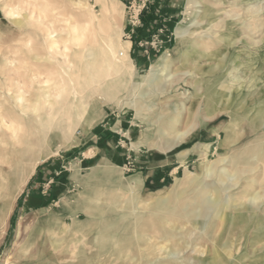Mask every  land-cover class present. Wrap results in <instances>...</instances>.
Segmentation results:
<instances>
[{"label": "rangeland", "instance_id": "obj_1", "mask_svg": "<svg viewBox=\"0 0 264 264\" xmlns=\"http://www.w3.org/2000/svg\"><path fill=\"white\" fill-rule=\"evenodd\" d=\"M190 1L0 0V105L4 99L17 98V87L25 84L23 96L26 105L31 106L27 115L32 118L37 114L42 123L53 121L49 129L36 126L29 131L28 140L34 145L14 173L22 179L35 166L26 184L19 189L16 178L0 185V264H8V258L14 264H151L150 260L153 264H201L206 255L201 257L195 251H211L217 237L211 226L216 223L214 210L197 221L196 230L188 223L195 222L187 214L197 207L201 188L192 183L202 178L198 175L201 158L209 166L220 158H227L228 162L214 167L205 180L220 196L213 189L207 196L212 200L219 198L221 207L235 208L239 197L247 203L257 194L259 197L247 206L256 210L259 219L264 217V171L256 158L264 148V124L254 129L249 123L256 114L252 95L264 91V0ZM149 7L170 19L172 33L168 37L167 30L162 29L148 42H139V47L146 51L134 59L133 37L142 28V13ZM187 9L191 13L189 32L195 33L176 49L175 32ZM205 11L206 15L202 13ZM223 39V57L229 48L227 44L238 42L234 50L235 57L241 52L239 60L228 58L226 69L219 76L213 81L204 76L202 83H198L200 67L214 65L217 60L200 57L203 49L215 46L219 50ZM49 41H56L52 53ZM147 49L154 50L156 56ZM112 50L124 60L122 73L111 66ZM170 51L166 63L162 59ZM38 66L66 69L82 103L95 106V110L79 116L82 106L77 104L68 121L65 112L71 101L63 102L65 92L62 100H57L56 90L51 92L55 99L53 107L47 106L40 98L48 88L40 78L44 71H39ZM258 69L263 71L262 83H249ZM30 71L39 78L27 93ZM216 86L223 87L225 99H230L234 90L242 91L233 106L239 110L234 127L226 113L210 121L204 114L207 97ZM36 100L38 105L33 104ZM259 107L263 108L264 103ZM186 110L191 118L187 114V122L177 129L185 140L164 155L160 149L151 148L154 129L185 115ZM14 112L7 106L0 110L7 118ZM104 117L105 142L96 145L104 154L90 152L87 159H82L90 146L78 134L87 132ZM160 117L164 119L160 121ZM153 123L156 127L151 126ZM77 140L81 141L79 148L61 153L63 159H49ZM151 155H161L165 163L153 176L151 170L139 169L146 167L141 163L147 161L146 157L151 161ZM69 156L72 158L67 159ZM223 170L235 177L228 178L225 173L221 178ZM246 184L251 188L248 196H242ZM143 223L153 227L151 244L165 243L166 235L171 236L172 242L165 243L167 253L170 252L169 256L164 255L166 260H162L163 252L156 248L144 249L141 255L135 253L136 228ZM258 225L255 221L244 236L233 237L235 256L247 254L251 258L243 262L250 259L251 264H260L257 260L264 253V227ZM230 236V229L223 230L219 242L225 244ZM33 241H40L39 256L24 261L20 250ZM184 242H193L195 246L183 249ZM123 248L127 249L126 254L134 252L135 260L120 255Z\"/></svg>", "mask_w": 264, "mask_h": 264}, {"label": "bare ground", "instance_id": "obj_2", "mask_svg": "<svg viewBox=\"0 0 264 264\" xmlns=\"http://www.w3.org/2000/svg\"><path fill=\"white\" fill-rule=\"evenodd\" d=\"M98 2L103 3L102 0H98ZM194 2L198 3L197 0H194ZM190 3H192V0L190 1ZM210 7L212 9L214 7V5L211 4ZM211 9H208L209 10L208 13L210 15H212ZM189 11H190V9H187V12L184 14L183 21L178 26V28L175 32V37H176L177 43H178L176 49H180L182 47L181 44L185 40V38H188L195 33V31L189 32V30L191 28L189 25L191 13H189ZM202 13H204L206 15L207 11L202 12ZM55 42L56 41H49V45H50L49 52L50 53L53 52L52 50H56L54 48ZM225 42H226L225 39H223L222 46H220L219 50H216L215 46L214 47H207V48L203 49L204 54H203V56L200 55V57H203L205 59L208 58V60H210V61L213 60L214 58L217 60H216V63L214 65H209V66L205 65L203 67H200L199 72H198L200 79H199L198 83H202L204 76H208L209 78H211V81H213L212 79L219 76L221 71L225 68L226 61L228 58L233 56L236 61L239 60V55L241 54V52H238V56L235 57V50H234V46L238 42H234V43L229 42L227 44L229 47V48H227L228 51H227L225 57H223L222 48L225 47L224 46ZM227 42H228V40H227ZM194 49H197V46ZM258 50H259V48H258ZM171 53H172L171 51L167 52L162 60L165 62L169 61V58L171 57ZM112 55H113V60L111 61L112 62L111 66H114L115 70L118 71V73H120V72L122 73L123 68L125 66V64L122 62V61H124L123 58L117 57L116 56L117 54L113 50H112ZM217 55H219V57ZM125 58L126 59L128 58L127 53H125ZM185 59H187V58H185ZM165 62H163V63H165ZM69 64H70V62H69ZM204 68H207V70L205 71ZM244 68H246V67H244ZM37 69L41 72L44 71V72H42L43 76L40 75V78L44 79L43 81L46 83V87L48 89H45L41 93L40 98L44 99V101L47 103V106L49 105L50 108L53 107L55 99L52 98L53 95H51V92H53L55 90L59 94V96L57 97V100H62V95H63L62 93L65 92L66 93V99L63 102L67 104V102L69 100L71 101L70 105L67 107L66 112H65L66 113L65 118L68 121L71 119L72 112H74V109H75L77 104L82 106V110L78 114L79 116H87L89 113H91L92 111L95 110V108H94L95 106L92 107L87 102L82 103V99L79 98V94H78L76 85H74V82L71 81L67 77L68 73H67L66 69L62 68L61 66L60 67L58 66L55 70L50 69L49 67L47 68V66H44V67L38 66ZM262 72H263L262 69H258L257 72L255 73L254 78L251 81L249 80V83L253 84L255 82L256 85H258L259 83H262V80H263V78L261 76ZM25 74H28V73H25ZM28 75L30 77V82H29L30 84L28 86L27 93H30V91L33 88L32 84L36 83L39 76H36V74L33 73V71H30ZM233 81H235V80H233ZM19 85L20 86L17 87L18 97L17 98L12 97L11 100L4 99V103L2 105H0V110L3 108V106H7V108H9V110H12L13 112L15 111L10 118H7V116L5 114H0V185L2 186L3 182L11 183V182L18 179L19 180L18 181V188L21 189L26 184V182L28 181L29 177L32 175V173L35 169V166H33L32 170L28 174V176H26L22 179L19 177L17 178V177H15L16 175H14V173H16V171L18 169L17 164L26 160V157L29 154V151L31 150L30 147H32L34 145V142L28 140V136L30 135L29 131H31V127L35 129L36 126L41 127L42 130H44V128H48L51 126L53 127V124H52L53 121L49 120V122H47V123H42L41 121H38L39 118H38L37 114H34L32 116V118L29 115H27L26 112L28 111V109H30L31 106L28 107L26 105V103H28V102H26V99L23 96L26 93L25 84H19ZM122 86H123V82H122V85H120L118 87L121 88ZM112 89H110V90H112ZM222 89H223V87L221 88V86L220 87L216 86V88L213 90V92H211L212 95L207 97L208 100H206L207 102L204 105L203 111L205 112L204 113L205 115H208V117H210L209 121L214 119L215 117L223 115L224 113H226L227 115H230V117L232 118L231 126L234 127V125L236 124L235 113H237L239 110H236V107H233V106H234V102L236 100L238 92H242V91L234 90L230 95V97L232 99L231 98L225 99V95H224ZM116 90L117 89L112 90V91H116ZM224 90H225V88H224ZM255 92H256V90H255ZM252 96H254V98H255V101H253V102H255L254 105L256 107L255 108L256 114L253 118L250 119L249 123H250V126L253 127L254 129H259L264 124V107L263 108L259 107V104H261L262 102L264 103V91H261L260 93H258V91H257V93L252 95ZM225 102L228 104L225 107H223ZM31 103H33V102H31ZM38 103H39V101L36 100L35 103H33V104L38 105ZM251 106H253V104H251ZM249 107H250V104H249ZM16 109H17V111H16ZM249 111H251V110H249ZM187 114L189 115V113L186 110L185 115L181 114V115L176 116L173 119H170L171 121L168 123V125H165L162 128L161 127L155 128L154 133L152 134V137L150 138L151 139L150 144H149L150 147L151 148H158L163 152H167V151H171V150L175 149V147H177L183 140H185V136L183 134L178 133L177 129L179 128V126H181L183 124V122H185V121L187 122V119H186ZM189 116L191 118V115H189ZM248 117H249V115H248ZM163 119H164V117L159 118L160 121ZM167 120H168V118H167ZM155 124L156 123H153L151 126L156 127ZM173 135H174V137H172ZM135 146H136V144L134 145V147ZM256 158L258 160V163L261 164V170L264 171V148L261 149L259 152H257ZM226 162H227V158H220L217 162H214L209 166V165L205 164V158H201V163L198 167V175L202 176V178L199 182L192 183V185H194L196 187L200 186L201 189L199 190V194L197 197L198 198L197 207L195 209H192L187 214V217L190 219H194L195 222L194 221L193 222L188 221V223H190L192 225L193 229L196 230V227L199 225V223L197 222L198 220H200L210 210H214V212H215L214 222H216V223H213V225H211L213 227L214 235L217 236L216 238L213 239L215 247H213V249L211 251H208V252L205 250L204 251H200V250L195 251V253L201 257L206 255L201 264H204V263L205 264H251V262H250L251 258L249 257V255L243 254L240 256H235L234 253L236 251V248H234L235 242L233 241V239H234L233 237H235L236 234H242V236H244L245 235L244 231L246 229H248V227L252 223H255V221H256V223L258 222V224L261 227H264V217L262 219H259L258 214L256 213V210L253 207H251L250 205L247 206V203L251 204V201H255L259 197L257 194L254 197L250 198L249 202H247V203H243L242 201L244 200V198L239 197L238 199L235 200L236 202L239 203L238 205H236L235 208H229L227 206L221 207L219 204V202H220L219 198L212 200L209 196H207L212 189H213L212 191H215V193H216L215 195L220 196L219 195L220 193L218 192V190L216 188H213V187L205 184V180L212 175L214 167H216L218 165H224V163H226ZM225 173L227 174L228 178L229 177H232V178L235 177L234 174L231 175V174L227 173L226 170H223L220 172V177L223 178ZM263 182H264V179H263ZM235 185H232V187ZM250 188H251V186L249 184H246L243 188L244 191L242 193V196L243 195L248 196L246 194H247L248 189H250ZM85 213L87 215H90L89 212H85ZM164 219L167 220V218H164ZM165 226H166V224H165ZM151 228L149 227L148 223H143L139 229L136 228V234H135V238H136V242H135L136 243V249L135 250L136 251H135V253L140 254L144 249L152 250V249L156 248L160 252H163L162 260H166L167 256L170 255V252L167 253L168 247H167V244H165V243L172 242L169 239V237H171V236H169L168 234L166 235V242L165 243L151 244L152 241L154 240L153 236L155 235V233L151 232V230H153V227H151ZM211 229H210V231H211ZM225 229L226 230L230 229V233L232 236H230L228 238V240L225 244H221L219 242V240L221 238V232ZM181 232H183V231H181ZM253 232H254V230H253ZM254 233H253V235H254ZM262 233H261V235H262ZM258 238H259V236H258ZM260 238H262V237H260ZM208 239L211 240V238H208ZM259 242L262 243V241H259ZM32 243L30 242L27 247L22 248L20 250V253L22 255L21 258L24 261H31L34 257L39 256L37 249H38V246L40 245V241H37V242L33 241ZM153 243H154V241H153ZM175 245L177 246V243ZM189 246L194 248L195 244L193 242H191V243H185L184 242L183 243V249H188ZM196 247L198 248V246H196ZM126 251H127V249L124 250V248H123L120 250V252L119 251L118 252L120 253V255H123V254H126ZM135 253L131 252L130 254H126V257L130 258L133 261L136 258ZM251 253L252 252H250V254ZM165 254H167L166 257L164 256ZM247 258H250V259L246 260L245 261L246 263L243 262L244 259H247ZM146 259H149L148 256H146ZM139 261H140V259H139ZM257 261H259L260 264H264V253H263V255H261V257ZM150 263L153 264V261L150 260ZM172 263L174 264L175 262L172 261ZM8 264H14V263H10L9 258H8ZM22 264H26V263L22 262ZM147 264H148V262H147ZM159 264H161V263H159Z\"/></svg>", "mask_w": 264, "mask_h": 264}, {"label": "crops", "instance_id": "obj_3", "mask_svg": "<svg viewBox=\"0 0 264 264\" xmlns=\"http://www.w3.org/2000/svg\"><path fill=\"white\" fill-rule=\"evenodd\" d=\"M155 14H156V12H155ZM163 14L164 13L161 12L159 17L161 18V20L163 22H165L166 25H168L169 24L168 22H170V19L168 17L164 18ZM105 118L106 117H104L101 122L96 123L93 126H91L87 130V132H84L83 134L80 132L78 134V135H80V137L86 139L85 145L89 144V146H90V147H88V150L83 153L82 159H87V154L90 153V152H96L97 154H99V156H102V154H104L103 149H100V148L96 147V145H97V143L99 141L102 142V143L105 142L104 134H105V132L107 130V127H106L107 125L103 124ZM80 142L81 141L77 140V143L71 145L70 148H65V149L62 148L64 151L62 149H60L58 151L57 155L52 156L49 159H63V157L60 156L61 153L66 152V151H68V150H70L72 148H79V146L81 145ZM160 154L164 155L165 153L163 152V153H160ZM71 158L72 157L69 156L67 159H71ZM79 158H77L76 156H73V159H79ZM89 158H91V157H89ZM100 159H102V157H100ZM145 159H147V161L146 162H142L141 164L143 166H146V167H139V169L140 168H142V169L146 168L148 170H151V173H150L151 175L150 176H153V174L156 172V170H159L160 168L165 166L164 165L165 164L164 161H162L163 157L161 155H151V157H150L151 161H148L147 157ZM159 171H161V169ZM139 175H141V174H139ZM53 176H55V175L53 174ZM160 176H162V175H160ZM42 179H44V177Z\"/></svg>", "mask_w": 264, "mask_h": 264}, {"label": "trees", "instance_id": "obj_4", "mask_svg": "<svg viewBox=\"0 0 264 264\" xmlns=\"http://www.w3.org/2000/svg\"><path fill=\"white\" fill-rule=\"evenodd\" d=\"M151 9V11H149ZM160 13L158 15L155 14V9L151 7L146 8L142 13V28H139L137 30V34H134L133 37V48H132V55L134 59H137L138 55L140 53H144L146 51L145 48L139 47V42H142L143 44L145 42H148V40L151 38L152 35L158 33L160 30L165 29L167 30V36L169 37L172 33V28L170 27V24L166 25L161 18L159 17ZM147 30V32H146ZM151 52L153 56H156L154 53V50L147 49ZM143 59H146V56H143ZM15 219H13L14 223Z\"/></svg>", "mask_w": 264, "mask_h": 264}]
</instances>
